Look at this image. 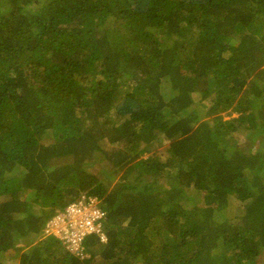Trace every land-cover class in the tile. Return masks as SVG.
<instances>
[{"label": "trees", "instance_id": "16d2710c", "mask_svg": "<svg viewBox=\"0 0 264 264\" xmlns=\"http://www.w3.org/2000/svg\"><path fill=\"white\" fill-rule=\"evenodd\" d=\"M161 139L168 159L144 158ZM80 194L98 200L106 235L86 237L82 257L44 232ZM6 254L262 264L264 0H0V264Z\"/></svg>", "mask_w": 264, "mask_h": 264}, {"label": "built area", "instance_id": "2783aa9c", "mask_svg": "<svg viewBox=\"0 0 264 264\" xmlns=\"http://www.w3.org/2000/svg\"><path fill=\"white\" fill-rule=\"evenodd\" d=\"M98 200L86 194L68 204L46 224L45 234L54 235L66 244L71 253L83 256L82 242L89 235H95L99 243L106 242L102 230V220L105 213L98 208Z\"/></svg>", "mask_w": 264, "mask_h": 264}, {"label": "rangeland", "instance_id": "374dc122", "mask_svg": "<svg viewBox=\"0 0 264 264\" xmlns=\"http://www.w3.org/2000/svg\"><path fill=\"white\" fill-rule=\"evenodd\" d=\"M36 5H39V4H36ZM255 81H256V83H258L257 80H255ZM172 94H173V93H172ZM209 99H210V98H207V99L205 100L204 103H202V102H198V105H197V107H196L199 116H200L203 120H208V119L212 118V116H211V117H210V116H205V113H206L207 109H208V108L210 107V105H211V103L209 102ZM222 115H223V120H229V119H232V118H236V117H237L236 114H227V115H226V114L222 113ZM240 138H241V137H240ZM47 142H49V140H47V139H44V140H43V143H47ZM168 147H169V142H168L167 140H165V139H161L160 142H159V144L156 146V149H155L151 154H148V155L145 154L143 157H144V158H147L149 155H153V157L156 158V160H158V161H160V162H165L166 159H168V154H167V149H168ZM108 164H109V163H107V162H102V165H104V167L107 168V169H109V165H108ZM148 181H151V179H149ZM157 181H158V184H162L164 187H167V188H169L170 185H171V184L169 183V180L166 179V178H157ZM197 197H198V196L195 195L194 192H193V193H192V198H193L195 201H198V198H197ZM193 199H192V200H193ZM194 200H193V201H194ZM230 203H232V201H231ZM187 204L190 205L189 202H186L185 205H184V203H183L184 207H185ZM239 205H240L239 203L234 202L231 206H229V207L227 208V212L229 213V215H233V213H234V211H235V208H237ZM217 219H218V218H217ZM218 220H219V219H218ZM215 221H216V217H215ZM8 258H10V255H9V254H6V255H4V256L2 257L1 260H2L3 262L5 261L6 264H12V263H14V264H18V263H19L18 259H16L15 262H10V261H8ZM259 261H260V260H259ZM261 263L264 264V260H263V258H262ZM4 264H5V263H4ZM259 264H260V262H259Z\"/></svg>", "mask_w": 264, "mask_h": 264}, {"label": "clouds", "instance_id": "9594fccd", "mask_svg": "<svg viewBox=\"0 0 264 264\" xmlns=\"http://www.w3.org/2000/svg\"><path fill=\"white\" fill-rule=\"evenodd\" d=\"M72 202H74V201H72ZM72 202H70V203H72ZM70 203H69V204H70ZM67 205H68V204H67ZM67 205H66V206H67ZM66 206H65V207H66ZM60 211H61V210H60ZM56 213H57V212H56ZM54 216H55V215H54ZM54 216H53V217H54ZM53 217H52V218H53ZM52 218H51V219H52ZM51 219H50V220H51ZM50 220H48V222H49ZM48 222H47V223H48ZM47 223H46V224H47ZM45 227H46V225H45ZM45 227H44V230H45ZM104 233H105V232H104ZM105 236H106V235H105ZM97 239H98V238H97ZM98 242H99V239H98ZM99 244H100V243H99Z\"/></svg>", "mask_w": 264, "mask_h": 264}]
</instances>
